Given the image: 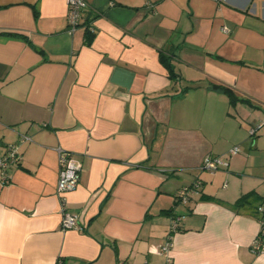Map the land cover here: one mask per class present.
Wrapping results in <instances>:
<instances>
[{
    "label": "crops",
    "instance_id": "crops-1",
    "mask_svg": "<svg viewBox=\"0 0 264 264\" xmlns=\"http://www.w3.org/2000/svg\"><path fill=\"white\" fill-rule=\"evenodd\" d=\"M86 2L68 33L66 0H0V157L31 139L0 170V264H165L178 216L171 264H264V0ZM58 148L81 166L64 204Z\"/></svg>",
    "mask_w": 264,
    "mask_h": 264
},
{
    "label": "built area",
    "instance_id": "built-area-1",
    "mask_svg": "<svg viewBox=\"0 0 264 264\" xmlns=\"http://www.w3.org/2000/svg\"><path fill=\"white\" fill-rule=\"evenodd\" d=\"M150 4V3H149ZM67 12H66V21L68 26V33H73L80 24L81 16L83 10L87 7L86 0H66ZM224 32H228L225 27L222 28ZM90 31L93 32V28L90 26ZM251 134L254 133V130H251ZM31 141L30 137L26 135H20L18 143L10 144L6 147V151L3 156L0 157V170L2 175L4 171L11 166H18L21 162V154L19 152V145L24 142ZM238 148H233L230 153L231 155H236ZM58 156V178L56 185V196L62 204H64V199L66 194L74 191L78 186L79 176L81 171L80 164H76L71 159L70 152L64 151L60 148L57 149ZM227 167V163L222 162L219 158L216 157H205L200 164V169L208 172L210 175L215 174L218 170ZM201 188V181L196 180L189 187H183L177 190L175 195V204H186L190 197L194 194H198ZM60 213V230L65 232L70 229H78L77 218L75 215L67 213L61 206ZM256 212L258 214V226L259 230L256 236L254 237L253 244L251 246L252 253L256 255L264 252V200L257 206ZM182 217H173L169 226V233L166 237V243L160 247L159 252L164 256L166 263L171 264L172 255L170 251L173 247L172 237L173 234L178 232V228Z\"/></svg>",
    "mask_w": 264,
    "mask_h": 264
},
{
    "label": "trees",
    "instance_id": "trees-1",
    "mask_svg": "<svg viewBox=\"0 0 264 264\" xmlns=\"http://www.w3.org/2000/svg\"><path fill=\"white\" fill-rule=\"evenodd\" d=\"M85 36H86V42H90V40H91V37H92V35L91 34H93V32H91L90 31V26H86V32H85ZM160 58H161V62L163 63V65L165 66V68H166V70H168V76H169V79L170 80H172V79H175L176 78V72H175V70L173 69V66H172V64H171V61H170V57H167L166 55H163V54H161L160 55ZM213 87L214 88H217V89H223L225 92H228L229 90L226 88V87H224V86H220V85H217V84H213ZM186 89H188V88H185V89H183L182 91L184 92ZM181 91V92H182ZM230 95V98L231 99H233V97H232V95L231 94H229ZM247 196H243V197H241V198H239V200L237 201V203H236V205L237 204H239V202L241 201V200H243V199H245Z\"/></svg>",
    "mask_w": 264,
    "mask_h": 264
}]
</instances>
